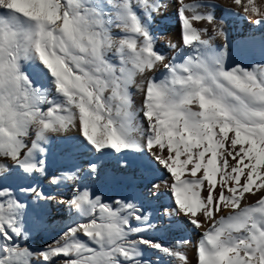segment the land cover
<instances>
[{
    "label": "snow or ice",
    "instance_id": "obj_1",
    "mask_svg": "<svg viewBox=\"0 0 264 264\" xmlns=\"http://www.w3.org/2000/svg\"><path fill=\"white\" fill-rule=\"evenodd\" d=\"M230 3L175 0L177 45L154 31L165 0H0V264H189L190 241L154 238L161 226L145 202L161 188L172 201L161 218L203 229L197 264H264V195L246 202L264 190V63L229 64L225 30L229 15L264 28V0ZM56 137L69 151L116 156L121 171L140 154L146 172L162 166L167 178L106 200L83 184L102 172L89 161L83 175L51 177L72 192L57 199L21 183L48 175ZM51 201L69 223L34 249L29 214Z\"/></svg>",
    "mask_w": 264,
    "mask_h": 264
},
{
    "label": "bare ground",
    "instance_id": "obj_2",
    "mask_svg": "<svg viewBox=\"0 0 264 264\" xmlns=\"http://www.w3.org/2000/svg\"><path fill=\"white\" fill-rule=\"evenodd\" d=\"M218 3H224L228 7H233L230 3V0H217ZM167 4L166 10L162 15L155 17L154 21V31L163 34L167 40H171L173 43L179 45L181 43V23L178 19L176 13V4L175 0H165ZM221 10H217V17L219 18L222 15ZM228 22L236 27V31L232 37H228V63L235 64L239 63L240 60L254 58L260 62L264 63V28L255 27L246 20L242 19L239 16L227 17ZM199 26H203L202 24ZM165 40H161L157 47L166 52L169 56L176 54L175 50L165 47ZM225 41L222 39L220 42V47L223 49ZM159 75V74H157ZM134 93V101L137 107L141 106L143 102V95L138 92L135 88L132 89ZM116 156H107L99 158V154L90 152L85 148H75L71 151L68 150L67 143L59 137L53 138L50 144L49 156H48V173L51 172L52 164H56L58 159L64 163V170L66 172L75 171L76 169L82 170L83 172L87 171V165L89 161H96L102 166V172L100 176L92 179H85L83 184L90 187L94 190L97 186L101 184H109L115 179V176H118V180L122 183L123 186V196L127 192H131L132 196H139L136 194L135 190L137 187L143 189V193L147 191L145 185H149V181L160 183L162 179L167 178V173L162 168L158 166L159 171L150 173L146 172L141 167V157L137 153H129L127 159L131 161V166L126 171H121L116 166ZM37 181L39 180H49L51 177H41L36 176ZM141 177L148 179L146 183L139 184ZM50 182V181H49ZM163 193L159 200L149 199L145 202L146 211L151 213L156 217V222L161 226L160 230L154 233V238L160 240L166 244H174L178 240L190 241L185 247L184 251L187 254L189 264H197V253L194 245L200 239L203 229L197 230L193 228L190 224H187L184 217L173 218L172 221H169L167 217L161 218V214L166 207L171 206L170 195L167 192L166 188H161ZM264 193V190L257 192L255 195L246 194V202L249 204L255 203L260 195ZM72 195L69 185H62L57 188V193L54 195L57 199L68 198ZM53 204V203H52ZM54 208L57 221V230L61 231L64 226L69 223L70 213L67 209L57 204L54 201ZM171 224L169 227L168 225ZM156 255V254H153ZM165 261H168L167 257H162ZM170 264H175V261H171Z\"/></svg>",
    "mask_w": 264,
    "mask_h": 264
},
{
    "label": "rangeland",
    "instance_id": "obj_3",
    "mask_svg": "<svg viewBox=\"0 0 264 264\" xmlns=\"http://www.w3.org/2000/svg\"><path fill=\"white\" fill-rule=\"evenodd\" d=\"M225 30L228 33V37H232L235 31L237 30L235 26L230 24L228 22V19H226V24H225ZM222 38L216 37L212 40V44L214 47H217L218 49L222 48L220 47V42ZM239 63L245 65V66H250L252 64H257V63H263L260 62L254 58H249V59H242L239 61ZM51 172L48 173V177L60 175L63 172H66L64 170V163L58 159L56 164L51 165ZM38 177H35L32 180H24L21 181L23 184H29L31 183L33 186H38L42 188L46 194H51L55 195L57 193V186L51 184L49 181L50 179L47 180H39L37 181ZM148 181L147 178L141 177L140 180L138 181L139 184L146 183ZM62 186V185H61ZM59 186V187H61ZM94 191L96 194L103 196L106 200H111V199H123L125 197L131 198V192H127L123 196V186L122 183L118 180V176H115V179L111 181L109 184H101L97 186ZM136 194H141L143 193V189L139 186L135 190ZM261 195H264L262 193ZM260 195V196H261ZM260 198V197H259ZM258 198V199H259ZM257 199V200H258ZM29 203L31 204V201L29 200ZM53 203V204H52ZM33 207V211L29 214L28 221H27V226L30 229V239L28 243L30 246L34 249H40L42 248L45 244L51 243L53 239H55L58 234L61 232L57 230V221H56V214H55V208H54V201H51L48 203L43 209H38Z\"/></svg>",
    "mask_w": 264,
    "mask_h": 264
}]
</instances>
